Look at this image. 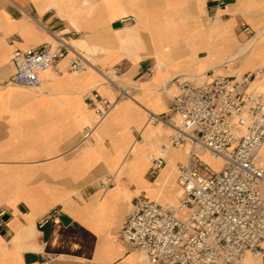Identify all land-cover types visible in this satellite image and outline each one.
Instances as JSON below:
<instances>
[{
	"label": "crops",
	"instance_id": "obj_1",
	"mask_svg": "<svg viewBox=\"0 0 264 264\" xmlns=\"http://www.w3.org/2000/svg\"><path fill=\"white\" fill-rule=\"evenodd\" d=\"M233 5L234 0H0V264H149L120 232L139 196L164 206L180 200L174 165L188 163L190 145L174 146L176 129L164 121L182 122L175 111L179 88L171 80L201 84L211 73L264 67V33L244 49L264 28L263 12H254L262 20L246 40ZM257 6L264 8V2ZM131 15L137 24L123 22ZM57 36L80 52L88 68L71 71L70 53L41 73L38 87L11 82L16 52ZM112 68L117 85L102 80L101 70ZM254 84L264 87V73ZM120 87L134 92L136 101L118 98ZM92 90L116 101L100 122L85 103ZM151 116L163 120L151 122ZM89 125L97 128L83 144L81 130ZM161 151L168 163L153 177V158ZM199 153L209 165L216 162L215 169L223 165L208 151ZM257 162L264 165V146ZM110 175L117 183L104 190L102 181ZM54 208L68 221L41 226ZM250 264L264 261L251 255Z\"/></svg>",
	"mask_w": 264,
	"mask_h": 264
},
{
	"label": "built area",
	"instance_id": "obj_2",
	"mask_svg": "<svg viewBox=\"0 0 264 264\" xmlns=\"http://www.w3.org/2000/svg\"><path fill=\"white\" fill-rule=\"evenodd\" d=\"M123 22L138 23L136 16ZM243 31L252 28L243 23ZM70 68L81 72L88 67L83 56L64 37L55 42L16 52L15 72L11 82L27 86L41 85V73L66 58ZM260 71L209 75L204 83L195 84L174 78L170 85L179 88L175 111L181 116L173 145L189 144L188 163L174 165L181 186L177 204L164 206L139 196L120 232V238L131 243L149 264H243L248 255L264 261V165L258 164L264 145V92L254 88ZM111 73L101 70L104 81L116 84ZM136 101L134 92L120 87L118 98ZM85 103L93 107L99 122L113 110L116 101L102 97L97 90L87 95ZM161 118L151 116L150 121ZM163 120V119H161ZM97 125L81 130L82 143H89ZM206 150L214 159L222 158L220 169L212 168L200 156ZM168 163L164 154L153 158V177ZM117 183L116 175L102 181L109 189ZM5 211L0 212V222ZM62 212L52 209L40 221L45 226L59 220Z\"/></svg>",
	"mask_w": 264,
	"mask_h": 264
},
{
	"label": "rangeland",
	"instance_id": "obj_3",
	"mask_svg": "<svg viewBox=\"0 0 264 264\" xmlns=\"http://www.w3.org/2000/svg\"><path fill=\"white\" fill-rule=\"evenodd\" d=\"M260 2H264V0H234V5L232 7L231 12L238 14L241 17V20L238 23L237 27L239 31L242 33V37L246 40L251 39L256 34L259 22H261L262 20V18H260L259 15L254 14V12L255 11L263 12V16H264V8L257 6V4ZM251 14H254V16H252ZM244 21L250 24L252 31H253L251 34H247L243 31L242 23ZM52 42H55V40H53ZM81 48L84 49V47L82 46ZM111 77L113 79H116L117 75L114 73H111ZM102 80L104 81V78H102ZM253 86L256 90L260 92H264L263 86H260L259 84H254ZM214 164L216 165V162H210V166L212 168H215L214 166H212Z\"/></svg>",
	"mask_w": 264,
	"mask_h": 264
},
{
	"label": "bare ground",
	"instance_id": "obj_4",
	"mask_svg": "<svg viewBox=\"0 0 264 264\" xmlns=\"http://www.w3.org/2000/svg\"><path fill=\"white\" fill-rule=\"evenodd\" d=\"M264 33V28L258 33V35L256 36V37H254L251 41H250V43L248 44V45H246L245 47H244V49H246V48H248V47H250L252 44H254L258 39H259V37L262 35ZM243 49V50H244ZM241 53H239V54H237L236 55V57H238L239 55H240ZM263 68L264 67H260V68H258L257 70H255V71H260V69L261 70H263ZM261 73H264V72H260L259 74H261ZM258 74V75H259ZM264 146V145H263ZM262 149V148H261ZM160 154H165L163 151H161V152H159L158 154H156V155H154V156H158V155H160ZM211 157V156H210ZM212 158V157H211ZM212 160H220V161H222V163H223V160H222V158H217V159H214V158H212ZM222 165V164H221ZM221 165H220V167H221ZM220 167H216V169H220ZM250 260H251V255H248L247 257H246V259L244 260V262H243V264H250Z\"/></svg>",
	"mask_w": 264,
	"mask_h": 264
},
{
	"label": "water",
	"instance_id": "obj_5",
	"mask_svg": "<svg viewBox=\"0 0 264 264\" xmlns=\"http://www.w3.org/2000/svg\"><path fill=\"white\" fill-rule=\"evenodd\" d=\"M115 26H121V23L115 24ZM61 219H62L64 222H67V221H68V218H67L66 216L61 217Z\"/></svg>",
	"mask_w": 264,
	"mask_h": 264
}]
</instances>
